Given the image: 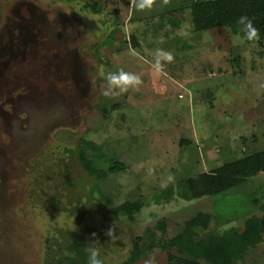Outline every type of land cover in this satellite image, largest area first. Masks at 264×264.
<instances>
[{
	"label": "rangeland",
	"instance_id": "obj_1",
	"mask_svg": "<svg viewBox=\"0 0 264 264\" xmlns=\"http://www.w3.org/2000/svg\"><path fill=\"white\" fill-rule=\"evenodd\" d=\"M202 1L153 0L138 10L135 0H0L4 41L6 18L33 3L83 73L78 89L56 69H40L50 63L43 50L0 77L8 87L0 100V264H58L74 242L104 264H125L148 229L173 238L204 214L211 220L196 229L201 240L264 219V172L215 197L194 200L186 185L264 150V46L227 27L195 32L192 6ZM158 49L173 55L159 70ZM120 69L141 83L109 91L106 75ZM116 162L127 169L109 174ZM129 202L142 205L132 218L110 213ZM168 255L157 248L135 264H190ZM234 264H264V240Z\"/></svg>",
	"mask_w": 264,
	"mask_h": 264
},
{
	"label": "trees",
	"instance_id": "obj_2",
	"mask_svg": "<svg viewBox=\"0 0 264 264\" xmlns=\"http://www.w3.org/2000/svg\"><path fill=\"white\" fill-rule=\"evenodd\" d=\"M193 26L195 32L210 31L227 27L234 34L243 37V26L239 23L241 17H247L257 30L252 40H244L246 44L264 46V0H207L195 2L192 6ZM190 144V141H182ZM91 173L105 177L91 165ZM126 165L120 162L111 164L109 174L125 171ZM264 172V150L250 156L238 159L223 167L200 174L198 177L186 181L191 198L201 199L215 197L228 193ZM142 205L137 202L124 203L110 211L111 214H124L132 218L140 212ZM211 218L200 214L188 221L183 230L173 238H159L156 231L148 229L143 237L134 242L131 258L125 264H135L150 256L157 248L168 251V261L173 258H183L190 264H234L241 261L251 250L257 248L264 240V219L254 217L247 220L244 230L239 232L233 228L221 235L210 236L197 240V228H206ZM158 230L165 233V224L160 222ZM92 247L87 244L74 242L68 248L70 255L58 264H88ZM101 260V257L98 255ZM102 261V260H101ZM102 264H104L102 262Z\"/></svg>",
	"mask_w": 264,
	"mask_h": 264
},
{
	"label": "flooded vegetation",
	"instance_id": "obj_3",
	"mask_svg": "<svg viewBox=\"0 0 264 264\" xmlns=\"http://www.w3.org/2000/svg\"><path fill=\"white\" fill-rule=\"evenodd\" d=\"M12 12L14 17L6 18L7 21L4 26V29H7V41H4L5 37H1L0 34V77L12 65L19 61L25 63L28 59L32 60L38 56L39 51L44 50L46 53L49 52L50 57L53 56V58L51 60L50 57L45 56V59H48L50 63L48 66L45 64L39 68H45L47 73L54 68L61 72L62 77H65L66 80H72L78 89H82L83 73H81V67L77 58L73 57L69 50V41L61 38L62 34L58 32L57 26L50 25L33 3L18 4ZM16 31L19 34H16ZM16 78L17 85L21 86L20 84L23 82V86H26L27 80L24 76ZM5 84L9 86L10 82H4ZM7 88L4 90L2 86L0 87V100ZM1 109L0 117L6 120V113L2 112Z\"/></svg>",
	"mask_w": 264,
	"mask_h": 264
},
{
	"label": "clouds",
	"instance_id": "obj_4",
	"mask_svg": "<svg viewBox=\"0 0 264 264\" xmlns=\"http://www.w3.org/2000/svg\"><path fill=\"white\" fill-rule=\"evenodd\" d=\"M153 0H135V6L138 10H144L151 8ZM239 23L243 26L242 31L244 33L242 40H252L257 35V30L253 26V23L247 17H241ZM154 68L159 70L161 68L162 61L171 62L173 55L170 52L163 50H157L154 56ZM106 81L109 91L126 92L131 87H137L141 81L139 76L120 69L118 72H109L106 75ZM109 91L104 94L109 95ZM90 255L88 258V264H102V261L98 258V253L95 250H89Z\"/></svg>",
	"mask_w": 264,
	"mask_h": 264
}]
</instances>
